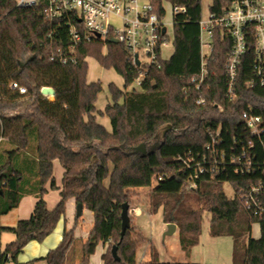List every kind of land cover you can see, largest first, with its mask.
<instances>
[{
    "label": "trees",
    "instance_id": "1",
    "mask_svg": "<svg viewBox=\"0 0 264 264\" xmlns=\"http://www.w3.org/2000/svg\"><path fill=\"white\" fill-rule=\"evenodd\" d=\"M150 1L161 17L165 16L164 1L184 6L186 11L174 16L171 57L160 68L152 67L138 89L134 82L140 71L121 43L109 40L104 54L103 42L94 38L76 46V63L64 64L50 54L52 48L69 46L67 24L63 20L66 28L56 32L58 21L51 24L44 15L48 0L34 6L0 0V218L17 208L24 196L38 198L29 219L15 226L0 223V237L5 232L15 235L4 250L0 248V264H18L31 241L43 242L66 214L71 198L94 213L93 227L81 244L80 264H90L101 242L108 243L102 255L104 264H138L141 239L133 236V227L122 238L121 215L123 204H131L132 191L143 187L151 188L150 213L162 211L165 223L178 226L186 254L199 243L208 217L211 236L233 239L231 264H264V218L248 210L239 196L251 183L264 180V173L241 177L229 166L215 176L201 175L197 188L187 190L190 171L178 159L187 158L190 152L205 153L212 132L218 129L224 141L221 149L229 155L238 141L255 139L248 135L242 116L252 106L264 118V86H247L249 80H256L254 40L239 66L238 97L230 100L226 97V62L233 40L221 29L215 30L208 74L200 83L203 0ZM230 4L231 0H211L210 12L220 16ZM72 20L77 24L76 17ZM52 30L53 40L49 37ZM88 57L125 79L124 89L109 84L113 103L104 112L96 107L102 81L87 80ZM11 81L26 86L28 93L12 91ZM45 86L55 89L52 100L41 94ZM200 97L205 104L197 103ZM97 114L110 118L112 131L98 122ZM55 159L65 174L62 198L50 210L44 196L47 182L55 183ZM226 183L232 186V196L224 189ZM192 199L199 207L188 204ZM255 223L260 224V238L252 237ZM76 242L74 227L41 260L69 264ZM114 245L120 260L112 254ZM141 264L167 263L152 248L151 259Z\"/></svg>",
    "mask_w": 264,
    "mask_h": 264
},
{
    "label": "built area",
    "instance_id": "2",
    "mask_svg": "<svg viewBox=\"0 0 264 264\" xmlns=\"http://www.w3.org/2000/svg\"><path fill=\"white\" fill-rule=\"evenodd\" d=\"M38 1L17 0V3L19 6H34ZM185 11L184 6H173V24L175 14ZM44 15L51 24L58 21L56 32L66 28L61 24L65 20L71 41L68 47L52 48L50 54L52 58L64 64L76 63V46L90 42L94 38L103 42V53L107 54L109 40L117 39V43L127 48L132 65L140 71L134 82L139 86L152 67L162 66L163 48L170 43L164 16L161 17L155 11L150 0H48ZM73 17L78 19L77 24L73 22ZM217 29H221L233 40V48L226 62L228 77L226 97L230 100L238 97L239 66L251 40L255 43L253 72L256 80H249L247 86L250 88L258 84L264 86V0H231L230 6L222 15L210 12L206 19L202 17L200 83L208 74L214 49V33ZM49 37L53 40L55 31L52 30ZM200 85L197 87L200 88ZM9 88L20 94L28 93V88L18 81H11ZM40 92L43 97H49L42 93V89ZM197 103L203 105L206 100L200 97ZM242 116L248 135L255 139L238 141L237 145L231 147L229 155L225 149H221L224 141L218 129L212 132L205 153L190 152L187 158L178 157L190 171L187 189L197 188L196 179L201 175L208 173L215 176L226 171L229 166H232L241 177L264 173V118L255 113L252 106L243 111ZM239 196L248 210L255 216L264 218L263 179L251 183L246 190L242 189ZM138 210L139 208L131 209L137 214L140 212Z\"/></svg>",
    "mask_w": 264,
    "mask_h": 264
},
{
    "label": "crops",
    "instance_id": "3",
    "mask_svg": "<svg viewBox=\"0 0 264 264\" xmlns=\"http://www.w3.org/2000/svg\"><path fill=\"white\" fill-rule=\"evenodd\" d=\"M89 57L87 58L88 61ZM115 70V69H114ZM120 75V74H119ZM122 76V75H121ZM87 80L89 83L96 82L99 80H90L87 77ZM123 85L119 86L115 82H109L108 83V90H109V84L114 83L119 88L124 89L125 85V79L122 76ZM104 89V86H103ZM100 95V94H99ZM105 104L100 106L98 104V101L96 102V107L100 111H105V108L107 105L113 103L112 95L109 91V95L104 99ZM122 103L123 100H120ZM97 120L99 123L104 125L109 131H112V123L108 116L106 115H100L97 114ZM109 124H111V127H109ZM65 174V168L62 166L59 159H55L53 161V176H54V186H52V181L49 180L46 184L47 192L44 196L48 209L52 210L54 209L57 204L60 202L62 196H61V190L63 186V177ZM106 184H109V179L106 180ZM38 201V198L35 195H26L22 198L20 201V204L17 208L10 211L8 214L2 215V225L3 226H15L19 220H26L29 219L34 207ZM77 204L75 198H71L67 202V212L60 221L58 222L56 228L54 231L46 237V239L43 242L38 241H31L24 249V252L19 256L18 258V264H46L45 260H41V258L45 257L50 250L56 248L59 243L63 239V235L65 231L71 230L75 227V236L77 239L76 244L74 245L73 249L70 252L69 257V264H80L81 259V244L83 241H85L89 235L90 230L93 227L94 222V213L88 209H84L83 214L79 217L77 216ZM148 210V209H147ZM149 216L152 214L149 213ZM163 219V216H162ZM139 221V220H138ZM258 224V227L254 230L252 227V237L254 238H260L261 237V228L260 224ZM168 223L162 222V229H161V235L163 236V240L165 242L170 243L172 246L170 249H168L165 252V255H163L162 251L156 246L154 241L153 233L147 234L144 232V230L141 227V231L144 232L147 236L146 243L143 244V246L139 249L142 250L141 255L138 254V264H141L142 262L148 261L151 259V250L152 248L155 249L159 255L160 261L165 262L167 264H176V263H187V262H198L193 260L194 256V248L198 246L201 242V237L199 243L194 246L189 254L186 255V252L182 249L179 241V230L178 226H176V229L173 234H166L168 231L167 228ZM221 237H219L220 239ZM219 239H215L213 241V244H223ZM228 242V241H227ZM174 247V248H173ZM108 248V243L101 242L96 252L91 256L90 258V264H104L102 255L106 252ZM185 257L187 256L186 260ZM202 264H225V262H222V259L218 255V253H214L209 260L205 261H199ZM226 264H231L230 262L226 261Z\"/></svg>",
    "mask_w": 264,
    "mask_h": 264
},
{
    "label": "rangeland",
    "instance_id": "4",
    "mask_svg": "<svg viewBox=\"0 0 264 264\" xmlns=\"http://www.w3.org/2000/svg\"><path fill=\"white\" fill-rule=\"evenodd\" d=\"M146 1V0H143ZM210 5L211 0H203V13L202 17L206 19L209 17L210 14ZM163 6L165 8V16L164 20L168 27V35L170 36V43L168 46L163 48V59H169L174 51V25H173V6L169 1H164ZM118 26H120L119 22L117 21ZM88 79L90 80H100L103 83L104 89L100 93L98 97V104L100 106L105 104L104 99L109 95L108 90V83L109 82H115L117 85L122 86L123 80L122 76L119 75L113 68L106 69L102 67L98 61L93 58L89 57L88 59ZM134 87L140 88L138 84H134ZM109 127H111V124H109ZM165 132V131H164ZM161 136V135H160ZM155 183L153 184V186ZM150 189L149 187H143L132 191L131 196V204H130V218H131V227H133L135 230L133 231V236H136L141 239L140 248L143 246V244L146 243L147 236L144 232L147 234L153 233L154 241L156 246L162 251L163 255H165V252L170 249L172 246L170 243L165 242L163 240V236L161 235V229H162V211H159L156 214H152L149 216L150 213L149 206H150ZM224 189L227 192L228 195H233V189L230 183H226L224 185ZM189 190V189H187ZM188 204L194 208L199 207V203L197 200L192 199L188 202ZM132 208H139L138 211H140L138 214L133 213L131 211ZM148 209V210H147ZM79 219V218H78ZM139 220V221H138ZM0 223L2 225V217L0 218ZM140 224L144 232L141 231ZM258 227V224H253V229L255 230ZM201 242L198 246L194 248V256L192 257L195 261H207L211 258V256L214 253H218L220 258L222 259V262L226 264V261L232 263V253H233V239L229 236H223L219 239V237H213L209 234V218L205 217L204 223H203V229L201 233ZM15 239V235L11 232H5L0 237V248L1 250H4L7 243L13 241ZM215 239H219L223 244H213V241ZM228 241V242H227ZM174 248V247H173ZM142 250L138 251L139 256L141 255ZM187 255V254H186ZM185 257V255H183ZM188 256V255H187ZM185 257L186 260L188 257ZM7 264H16L15 262H8Z\"/></svg>",
    "mask_w": 264,
    "mask_h": 264
},
{
    "label": "water",
    "instance_id": "5",
    "mask_svg": "<svg viewBox=\"0 0 264 264\" xmlns=\"http://www.w3.org/2000/svg\"><path fill=\"white\" fill-rule=\"evenodd\" d=\"M112 43H117V39H111ZM42 93L45 95H53L55 97L56 91L53 87L45 86L42 88ZM122 238L125 236L127 230L131 227V218L129 214V208L130 205L129 203H124L122 206ZM77 216L80 217L83 214L84 211V206L83 204L79 203L77 204ZM176 224L175 223H168L167 228L168 231L166 234H173L175 229H176ZM112 254L116 260H120V257L118 255V246L114 245L112 248Z\"/></svg>",
    "mask_w": 264,
    "mask_h": 264
},
{
    "label": "bare ground",
    "instance_id": "6",
    "mask_svg": "<svg viewBox=\"0 0 264 264\" xmlns=\"http://www.w3.org/2000/svg\"><path fill=\"white\" fill-rule=\"evenodd\" d=\"M50 100H52L53 98H54V96L53 95H49V97H48Z\"/></svg>",
    "mask_w": 264,
    "mask_h": 264
}]
</instances>
